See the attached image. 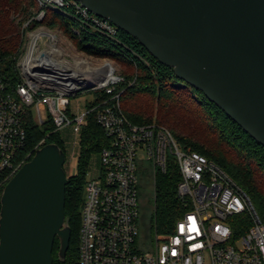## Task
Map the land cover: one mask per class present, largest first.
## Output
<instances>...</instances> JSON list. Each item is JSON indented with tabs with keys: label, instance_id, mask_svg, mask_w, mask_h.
Segmentation results:
<instances>
[{
	"label": "built area",
	"instance_id": "obj_1",
	"mask_svg": "<svg viewBox=\"0 0 264 264\" xmlns=\"http://www.w3.org/2000/svg\"><path fill=\"white\" fill-rule=\"evenodd\" d=\"M37 1L40 10L23 25L17 56L21 80L15 88L0 66V199L4 186L46 141L30 148V115L40 125L52 121L56 130L73 125L80 138L89 110L72 115L71 98L99 89L112 94L124 79L112 63L92 61L83 51L77 49L76 56L69 57L70 37L61 27L41 24L53 11L115 38L119 28L113 22L77 0ZM73 31L81 34L80 28ZM95 109L112 140L100 153L98 176L86 181L79 264H264L261 216L249 194L220 164L198 151L182 150L163 125L132 123L121 109L120 94ZM170 154L178 159V196L189 210L174 232L155 234L146 245L142 167L147 162L165 170Z\"/></svg>",
	"mask_w": 264,
	"mask_h": 264
},
{
	"label": "water",
	"instance_id": "obj_2",
	"mask_svg": "<svg viewBox=\"0 0 264 264\" xmlns=\"http://www.w3.org/2000/svg\"><path fill=\"white\" fill-rule=\"evenodd\" d=\"M136 37L264 145V0H77ZM66 152L36 150L1 195L0 264L66 259Z\"/></svg>",
	"mask_w": 264,
	"mask_h": 264
},
{
	"label": "trees",
	"instance_id": "obj_3",
	"mask_svg": "<svg viewBox=\"0 0 264 264\" xmlns=\"http://www.w3.org/2000/svg\"><path fill=\"white\" fill-rule=\"evenodd\" d=\"M39 10L37 0H0V66L12 88L21 80L17 56L23 42V25ZM41 24L51 28L61 27L74 40L79 51L97 58L116 60L122 68L119 74L124 78L112 94L104 89L90 91L94 99L88 103V121L80 133L77 170L70 176L66 186V215L70 218L72 228L70 246L66 259L60 260V240L56 238L54 264H79L82 206L88 167L92 156L100 154L112 140L98 121V110L93 108L105 100L110 102L116 94H120L121 109L132 123L163 125L171 131L182 150L198 151L220 164L249 194L264 223L262 143L254 139L203 91L179 78L173 67L162 63L125 30L119 28L117 36L113 38L82 27L79 20L53 11L47 12ZM74 28H80L81 34L76 35ZM28 132L30 148L46 138L43 145L57 143L65 150L60 130H56L52 121L40 125L30 115ZM181 180L178 159L170 154L166 169L156 171L155 187L151 197H148L147 208L143 201L144 185L141 181V226L143 229L144 224H147L144 231L151 237L150 240L155 234L163 237L174 232L177 221L189 210L178 196ZM245 217L247 223H250L248 216Z\"/></svg>",
	"mask_w": 264,
	"mask_h": 264
},
{
	"label": "rangeland",
	"instance_id": "obj_4",
	"mask_svg": "<svg viewBox=\"0 0 264 264\" xmlns=\"http://www.w3.org/2000/svg\"><path fill=\"white\" fill-rule=\"evenodd\" d=\"M39 24V23H38ZM56 28V27H55ZM73 43V49L68 51L69 57L74 58L76 56V50L78 49L77 46L74 43V40L70 38ZM64 45V44H63ZM76 49H75V47ZM89 59L92 61L98 60L100 63L110 62L114 65L115 70L118 73H121V66L116 60L109 59V58H93L90 55H87ZM94 98L93 94L89 92H84L78 96H73L71 98L70 103V112L72 115H79L82 113H85L88 110V103L92 101ZM60 134L62 139L64 140L65 144V150H66V162H65V170L69 176L73 175L78 166V155H79V148H80V138L79 135L76 134L74 131L73 125H68L60 130ZM101 166V156L99 153L94 154L90 160V164L88 167L86 180H89L93 177H97L99 170ZM158 168H154L152 164H148L147 162L143 164L141 175H142V183L144 185V203L147 208V203L149 200V196L151 197V194L154 191L155 187V174ZM145 208V207H144ZM147 211V210H146ZM145 211V212H146ZM144 212V214H145ZM144 228H147V224L143 226L142 234H143V240L146 245L150 243L151 237H148L144 231Z\"/></svg>",
	"mask_w": 264,
	"mask_h": 264
},
{
	"label": "bare ground",
	"instance_id": "obj_5",
	"mask_svg": "<svg viewBox=\"0 0 264 264\" xmlns=\"http://www.w3.org/2000/svg\"><path fill=\"white\" fill-rule=\"evenodd\" d=\"M108 68V67H107Z\"/></svg>",
	"mask_w": 264,
	"mask_h": 264
}]
</instances>
